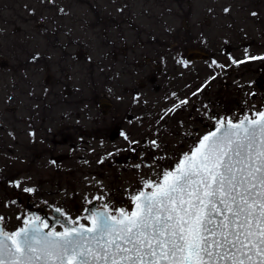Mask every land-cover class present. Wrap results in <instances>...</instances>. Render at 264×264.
Segmentation results:
<instances>
[{
    "label": "flooded vegetation",
    "instance_id": "flooded-vegetation-1",
    "mask_svg": "<svg viewBox=\"0 0 264 264\" xmlns=\"http://www.w3.org/2000/svg\"><path fill=\"white\" fill-rule=\"evenodd\" d=\"M41 8L27 59H41V89L24 92L27 105L14 95L0 108V188L16 225L0 223L9 233L36 217L59 232L74 221L90 226L105 205L132 211L145 182L172 170L218 120L236 123L264 108V58L243 61L202 21L129 26L128 0L83 15L49 0ZM38 13L30 5L28 21Z\"/></svg>",
    "mask_w": 264,
    "mask_h": 264
},
{
    "label": "snow or ice",
    "instance_id": "snow-or-ice-1",
    "mask_svg": "<svg viewBox=\"0 0 264 264\" xmlns=\"http://www.w3.org/2000/svg\"><path fill=\"white\" fill-rule=\"evenodd\" d=\"M144 189L132 211L105 205L87 227H0V264H264V111L218 120Z\"/></svg>",
    "mask_w": 264,
    "mask_h": 264
},
{
    "label": "rangeland",
    "instance_id": "rangeland-1",
    "mask_svg": "<svg viewBox=\"0 0 264 264\" xmlns=\"http://www.w3.org/2000/svg\"><path fill=\"white\" fill-rule=\"evenodd\" d=\"M50 1L68 5V8L83 15L92 9L100 13L117 10L123 0ZM128 3L129 26L156 25L157 20L160 25H170L169 19L176 20L178 26L181 24L198 26L200 25L198 22L202 21L203 24L209 25L210 38H216L224 46H233L235 49L229 52L235 53L243 61L255 60V57L261 58L257 61L264 58V0H128ZM32 4L39 6V13L35 19L28 21L30 18L27 15V8ZM41 5L42 0H0V108L9 105L8 98L14 95L16 105H27L24 92L29 89L33 91L41 89V79L44 76L41 59L27 62L32 53L29 49L40 36L32 31L36 30L35 26L42 21ZM165 9L172 12L165 18L158 19L157 11ZM179 10L189 11L182 18L186 23L173 15L181 14ZM207 10L209 11L207 19L199 16L201 12ZM257 75L251 74L246 81L251 82ZM34 104L39 103L34 101L31 105ZM2 179L8 184L9 178ZM8 197L9 195L0 188V218L11 217L8 226L13 229L16 225V219L12 215L15 205Z\"/></svg>",
    "mask_w": 264,
    "mask_h": 264
},
{
    "label": "water",
    "instance_id": "water-1",
    "mask_svg": "<svg viewBox=\"0 0 264 264\" xmlns=\"http://www.w3.org/2000/svg\"><path fill=\"white\" fill-rule=\"evenodd\" d=\"M262 111H264V109L262 110ZM247 117H249V116H247ZM250 118V117H249ZM251 119V118H250ZM0 227H2V224L0 223ZM52 227L50 226V225H48V228L47 229H45V231H47L48 229H51Z\"/></svg>",
    "mask_w": 264,
    "mask_h": 264
}]
</instances>
